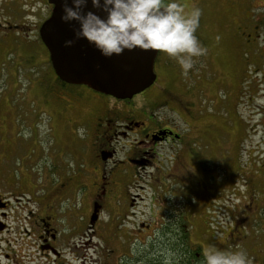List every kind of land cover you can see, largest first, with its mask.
<instances>
[{"label": "rangeland", "instance_id": "rangeland-1", "mask_svg": "<svg viewBox=\"0 0 264 264\" xmlns=\"http://www.w3.org/2000/svg\"><path fill=\"white\" fill-rule=\"evenodd\" d=\"M180 2L200 9L195 35L206 52L194 58L186 75L160 52L158 80L133 103L170 100L155 113L182 137L170 150H178L180 160H170L165 148H159L158 159L164 173L179 177L171 192L164 188L171 205L193 208L192 239L204 249H242L251 264H264L263 197L262 214L255 210L250 221H242L252 215L244 203L253 200L250 187L264 160V115L258 114L264 110V0ZM52 7L47 0H0V160L16 171L24 196L33 190L35 165L45 164L52 149L54 128L62 130L61 118L77 107L72 95L81 93L56 83L41 42L40 25ZM13 26L21 28L18 34H12ZM254 26L260 27L259 39L251 49ZM153 200L149 203L157 205Z\"/></svg>", "mask_w": 264, "mask_h": 264}, {"label": "flooded vegetation", "instance_id": "flooded-vegetation-1", "mask_svg": "<svg viewBox=\"0 0 264 264\" xmlns=\"http://www.w3.org/2000/svg\"><path fill=\"white\" fill-rule=\"evenodd\" d=\"M20 29L13 26L12 34ZM259 29L253 27L251 49ZM55 81L63 90L81 93L72 95L77 107L61 118L62 130L54 128L58 132L45 164L35 165L33 190L21 195L16 171L0 160V264H164L163 244L180 251L181 223L190 227L194 217L192 207L171 205L164 191L179 184V177L161 170L158 159L159 148H165L170 160H180L178 150H170L182 137L155 113L170 100L157 97L138 105ZM258 171L250 187L253 200L244 203L252 215L243 222L255 210L263 212L264 160ZM153 184L151 198L147 191ZM153 199L157 205L149 203ZM144 203L149 206L141 207ZM169 258L181 264L178 252Z\"/></svg>", "mask_w": 264, "mask_h": 264}, {"label": "clouds", "instance_id": "clouds-1", "mask_svg": "<svg viewBox=\"0 0 264 264\" xmlns=\"http://www.w3.org/2000/svg\"><path fill=\"white\" fill-rule=\"evenodd\" d=\"M88 0H72L62 5L65 22L77 21L75 39L84 38L101 55H119L125 49L158 50L175 60L182 74L193 67L194 58L203 55V47L195 35L200 9H191L180 0H91L92 10L84 11ZM75 40H66L71 46ZM169 252L164 264H171ZM202 264H251L247 253L238 249L222 250L213 246L202 252Z\"/></svg>", "mask_w": 264, "mask_h": 264}, {"label": "water", "instance_id": "water-1", "mask_svg": "<svg viewBox=\"0 0 264 264\" xmlns=\"http://www.w3.org/2000/svg\"><path fill=\"white\" fill-rule=\"evenodd\" d=\"M48 2L53 6L52 15L42 24L39 35L60 80L67 84L88 86L122 101L132 100L155 83L154 64L158 50L125 49L119 55L105 57L86 39H75L74 29L79 28L77 21L65 22L61 19L62 5L66 2L72 6V0ZM88 10L106 15L93 8L91 0L84 9ZM70 39L75 42L66 46L65 41Z\"/></svg>", "mask_w": 264, "mask_h": 264}, {"label": "trees", "instance_id": "trees-1", "mask_svg": "<svg viewBox=\"0 0 264 264\" xmlns=\"http://www.w3.org/2000/svg\"><path fill=\"white\" fill-rule=\"evenodd\" d=\"M59 81L61 82V80H59ZM61 84L64 87V84L62 82H61ZM190 229L191 228L189 226L185 225L184 221H182L181 228H180V234H181L180 251L179 250L177 251L176 250L177 248H175V247H170L171 250H168L169 246H166L165 243L163 244V246H164L163 248L167 252L166 254H168L169 251H173L171 253L178 252L181 264H202V260H203L202 252H203L204 248L202 247V244H200V243H198L192 239ZM169 259H171V258H169Z\"/></svg>", "mask_w": 264, "mask_h": 264}]
</instances>
